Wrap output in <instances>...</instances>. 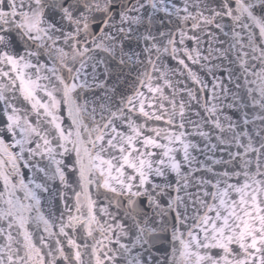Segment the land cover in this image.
Masks as SVG:
<instances>
[{
	"label": "snow or ice",
	"instance_id": "1",
	"mask_svg": "<svg viewBox=\"0 0 264 264\" xmlns=\"http://www.w3.org/2000/svg\"><path fill=\"white\" fill-rule=\"evenodd\" d=\"M0 264H264V0H0Z\"/></svg>",
	"mask_w": 264,
	"mask_h": 264
}]
</instances>
